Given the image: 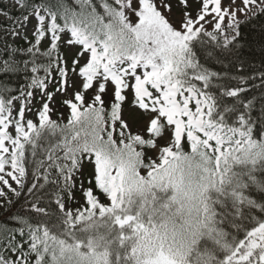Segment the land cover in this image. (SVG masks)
<instances>
[{"label": "snow or ice", "instance_id": "obj_1", "mask_svg": "<svg viewBox=\"0 0 264 264\" xmlns=\"http://www.w3.org/2000/svg\"><path fill=\"white\" fill-rule=\"evenodd\" d=\"M10 2L0 264H264V95L210 66L264 0Z\"/></svg>", "mask_w": 264, "mask_h": 264}, {"label": "trees", "instance_id": "obj_2", "mask_svg": "<svg viewBox=\"0 0 264 264\" xmlns=\"http://www.w3.org/2000/svg\"><path fill=\"white\" fill-rule=\"evenodd\" d=\"M0 8L15 14V10H11L3 0H0ZM236 45L237 47L233 49V52L222 63L213 61L210 66L215 71L226 72L229 77H256L255 80L249 81L247 85L249 91L242 95L255 96L259 99L261 95H264V89L259 87V74L264 72V15L252 16L240 24ZM226 82L231 84L238 83L236 80ZM24 83L25 81L22 77L13 78L14 87Z\"/></svg>", "mask_w": 264, "mask_h": 264}, {"label": "rangeland", "instance_id": "obj_3", "mask_svg": "<svg viewBox=\"0 0 264 264\" xmlns=\"http://www.w3.org/2000/svg\"><path fill=\"white\" fill-rule=\"evenodd\" d=\"M6 2V4L10 7L11 10H15L12 6H11V2L10 0H3ZM231 0H222V4L224 6H228L230 4ZM233 7H236V8H240V7H243V4H242V0H236V3L235 5H233ZM252 12H255V9H252ZM252 12H249L247 16H245L244 14H241V13H237V16L238 18L241 20V21H244L246 20L247 18H249L250 16H253L252 15ZM179 15V13L177 12V16ZM210 27V26H209ZM59 107V106H58ZM59 111L60 112H65V115L67 114L66 113V109L64 108H59ZM55 118V117H54ZM3 213V210L0 209V214Z\"/></svg>", "mask_w": 264, "mask_h": 264}]
</instances>
